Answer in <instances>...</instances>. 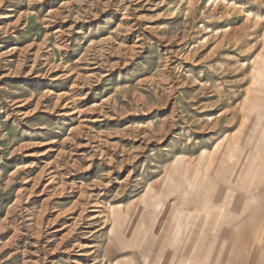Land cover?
<instances>
[{
  "label": "rangeland",
  "instance_id": "obj_1",
  "mask_svg": "<svg viewBox=\"0 0 264 264\" xmlns=\"http://www.w3.org/2000/svg\"><path fill=\"white\" fill-rule=\"evenodd\" d=\"M0 264H264V0H0Z\"/></svg>",
  "mask_w": 264,
  "mask_h": 264
}]
</instances>
